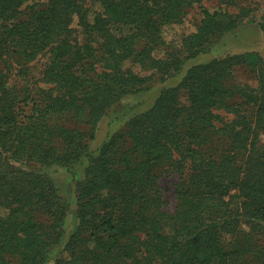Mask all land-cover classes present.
Returning <instances> with one entry per match:
<instances>
[{
  "label": "trees",
  "instance_id": "obj_1",
  "mask_svg": "<svg viewBox=\"0 0 264 264\" xmlns=\"http://www.w3.org/2000/svg\"><path fill=\"white\" fill-rule=\"evenodd\" d=\"M203 1L0 0V264H264L259 51L193 65L98 152L89 147L124 97L180 72L249 15ZM196 4V30L167 39ZM45 56L37 97L11 85L17 66ZM53 165L77 179L66 242L71 202L41 171Z\"/></svg>",
  "mask_w": 264,
  "mask_h": 264
},
{
  "label": "rangeland",
  "instance_id": "obj_2",
  "mask_svg": "<svg viewBox=\"0 0 264 264\" xmlns=\"http://www.w3.org/2000/svg\"><path fill=\"white\" fill-rule=\"evenodd\" d=\"M202 5L212 11L227 9L232 12H239L242 8H245L249 15L234 32L226 33L213 39L214 41L209 45L208 49L196 58L189 59L180 72L170 75L163 81L160 77H155L150 87L146 90L124 97L100 121L95 138L89 140L91 151L98 152L104 141L115 132L121 130L130 118L150 109L161 91L166 87L177 86L186 75L188 69L193 65L230 53H240L250 50H257L264 56V29L261 25L264 24V0H239L237 4L232 5L225 3V0H204ZM94 7L100 8L99 4H95ZM201 18V8L196 4L190 8L187 14V21L184 24L176 25L168 30L166 33L167 39L174 38V40L178 41L181 37L179 34L195 31ZM77 35L80 43L84 44L87 38L81 29H79ZM47 60L48 56L39 57L25 66H17V69L14 70V75L10 79L11 85L22 90H28L32 97H37L41 87H48L42 81V72ZM180 98L181 101L186 102L187 94L185 91H181ZM22 106H25L26 109L29 107L24 105V102H22ZM25 168L28 170L39 169V165L28 163ZM41 171L55 181L62 196L71 202V209L64 224V229L66 230L64 241L66 242L76 229L78 223L75 198L77 179L68 170L58 165L44 167ZM176 183L177 176L174 173H167L161 178L167 203L166 207L171 211H174L177 205ZM58 251L59 249L55 253Z\"/></svg>",
  "mask_w": 264,
  "mask_h": 264
}]
</instances>
